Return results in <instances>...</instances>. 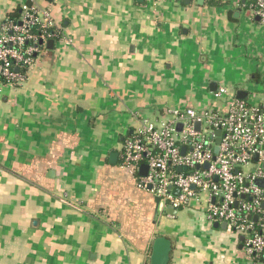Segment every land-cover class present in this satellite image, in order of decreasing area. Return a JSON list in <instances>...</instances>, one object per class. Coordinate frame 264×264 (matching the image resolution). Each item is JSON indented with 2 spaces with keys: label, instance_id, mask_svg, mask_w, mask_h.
<instances>
[{
  "label": "crops",
  "instance_id": "0c3cea01",
  "mask_svg": "<svg viewBox=\"0 0 264 264\" xmlns=\"http://www.w3.org/2000/svg\"><path fill=\"white\" fill-rule=\"evenodd\" d=\"M24 3L58 32L21 86L0 84V264H150L159 237L168 264H247L240 237L169 213L119 158L166 108L225 112L219 87L261 104L260 20L233 0H0V22Z\"/></svg>",
  "mask_w": 264,
  "mask_h": 264
},
{
  "label": "built area",
  "instance_id": "2783aa9c",
  "mask_svg": "<svg viewBox=\"0 0 264 264\" xmlns=\"http://www.w3.org/2000/svg\"><path fill=\"white\" fill-rule=\"evenodd\" d=\"M236 4L264 26V0ZM17 10L16 20L0 22V84L13 87L24 83L58 32L49 8L24 3ZM212 96L224 98L225 112L166 108L159 120L141 121L123 141L119 166L161 207L203 209L210 223L225 224L242 238L247 264H264V185H256L264 184V101L249 104L225 87ZM141 165L147 166L145 176L139 175Z\"/></svg>",
  "mask_w": 264,
  "mask_h": 264
},
{
  "label": "water",
  "instance_id": "95a60500",
  "mask_svg": "<svg viewBox=\"0 0 264 264\" xmlns=\"http://www.w3.org/2000/svg\"><path fill=\"white\" fill-rule=\"evenodd\" d=\"M138 2H143V0H137ZM258 19V18H257ZM53 47V41H48L46 43V48L47 49H52ZM245 97V94L241 91H237L236 92V98L242 100L244 99ZM199 127V124H196V129ZM181 128V125L179 124L177 126V129L180 130ZM219 131L216 132V136L218 137L219 136ZM219 143V140L218 138L216 139V144ZM218 149L215 148L214 149V152H217ZM117 157V154L115 153H111L110 154V162H114V159H116ZM257 158L255 157L254 160H256ZM263 168H264V165H263ZM146 171H147V166L146 165H141L140 166V169H139V175L140 176H145L146 175ZM52 174V172H50ZM256 185L258 186H263V182L262 181H259L256 183ZM174 193L177 195L179 193L178 190H175ZM155 201L158 205L159 203V198H155ZM167 210L168 212H175L176 210L172 207V206H167ZM252 220H256V217H253ZM222 228V229H226V226L225 224H221L219 225L218 223H215L214 224V228ZM240 240H242V238H240ZM170 250H171V245H170V241L165 238V237H159L157 239L154 240V243H153V246H152V254L150 256V264H168V260H169V253H170Z\"/></svg>",
  "mask_w": 264,
  "mask_h": 264
},
{
  "label": "trees",
  "instance_id": "16d2710c",
  "mask_svg": "<svg viewBox=\"0 0 264 264\" xmlns=\"http://www.w3.org/2000/svg\"><path fill=\"white\" fill-rule=\"evenodd\" d=\"M256 0H247L248 4H254ZM19 17V10L14 11L13 13L7 15V18L10 20H16Z\"/></svg>",
  "mask_w": 264,
  "mask_h": 264
},
{
  "label": "rangeland",
  "instance_id": "374dc122",
  "mask_svg": "<svg viewBox=\"0 0 264 264\" xmlns=\"http://www.w3.org/2000/svg\"><path fill=\"white\" fill-rule=\"evenodd\" d=\"M230 1H231V0H230ZM233 1H235V2H236V0H233ZM246 101H247V100H246ZM247 103L251 104V103H250V102H248V101H247Z\"/></svg>",
  "mask_w": 264,
  "mask_h": 264
}]
</instances>
